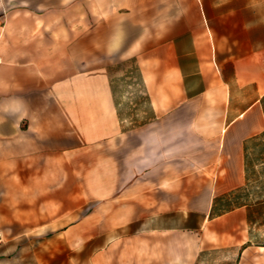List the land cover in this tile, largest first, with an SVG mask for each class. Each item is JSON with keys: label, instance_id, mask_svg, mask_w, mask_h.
Returning <instances> with one entry per match:
<instances>
[{"label": "crops", "instance_id": "0c3cea01", "mask_svg": "<svg viewBox=\"0 0 264 264\" xmlns=\"http://www.w3.org/2000/svg\"><path fill=\"white\" fill-rule=\"evenodd\" d=\"M0 58L9 240L264 264V0H0ZM117 62L143 95L128 104Z\"/></svg>", "mask_w": 264, "mask_h": 264}, {"label": "rangeland", "instance_id": "374dc122", "mask_svg": "<svg viewBox=\"0 0 264 264\" xmlns=\"http://www.w3.org/2000/svg\"><path fill=\"white\" fill-rule=\"evenodd\" d=\"M110 69L113 75V90L117 97L121 98V101L128 104L129 100L122 98L130 96L135 91L138 96H143L139 92L141 88L136 84H131L130 80L125 78L126 70L133 69L132 62H117L111 65ZM122 108H125V105H122ZM263 186L264 183L260 188L264 193ZM251 200L252 202H262L264 194L262 195L258 189L253 188ZM255 214L258 219H264V209L256 210ZM135 229L129 227L128 231H135ZM13 233L19 234L18 228L12 227L7 233L0 229V264H121L120 259H112L103 254L104 243L80 242L71 245L52 241V233L41 231L27 232L9 240V236ZM98 234H103V228H99ZM85 236H87L86 233ZM95 251H101L98 257L94 253ZM232 258L223 250H214L201 255L192 264H233ZM125 263L139 264L135 259H128ZM176 264H183V262L177 259Z\"/></svg>", "mask_w": 264, "mask_h": 264}, {"label": "built area", "instance_id": "2783aa9c", "mask_svg": "<svg viewBox=\"0 0 264 264\" xmlns=\"http://www.w3.org/2000/svg\"><path fill=\"white\" fill-rule=\"evenodd\" d=\"M0 61H1V58H0ZM0 241H1V238H0Z\"/></svg>", "mask_w": 264, "mask_h": 264}]
</instances>
